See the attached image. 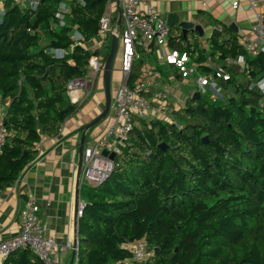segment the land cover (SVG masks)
Returning a JSON list of instances; mask_svg holds the SVG:
<instances>
[{"label":"trees","instance_id":"obj_1","mask_svg":"<svg viewBox=\"0 0 264 264\" xmlns=\"http://www.w3.org/2000/svg\"><path fill=\"white\" fill-rule=\"evenodd\" d=\"M109 2L0 0L7 130L0 194L39 158L43 139L58 136L82 109L69 83L85 79L91 58L100 55L85 46L100 35ZM239 36L223 25L203 43L198 31L170 28L169 47L188 54L199 73L211 74L207 61L227 69V80L214 79L224 97L198 88L167 117L134 118L109 178L81 186L77 264H264V50L248 55ZM145 64L171 82L155 51L137 48L130 85ZM140 240L153 252L142 262L127 247ZM3 264L43 262L22 249Z\"/></svg>","mask_w":264,"mask_h":264},{"label":"built area","instance_id":"obj_2","mask_svg":"<svg viewBox=\"0 0 264 264\" xmlns=\"http://www.w3.org/2000/svg\"><path fill=\"white\" fill-rule=\"evenodd\" d=\"M239 4V1H235L233 7L238 9ZM247 10L255 15V22L248 32L239 36V41L248 55L255 56L264 50V0H247ZM100 36L118 38L117 55L122 80L114 97L115 116L107 129L106 138L96 145L84 147L81 186L88 184L97 187L109 178L115 167L110 155L117 154L126 142L135 117L149 120L154 118L153 114L155 117L168 115L169 84L162 81L161 72L154 66L145 64L140 70L141 78L133 85L129 84L137 48H142L148 53L155 51L160 65L174 68L183 80L194 77L197 87L200 90L207 88L214 99L222 97L214 79L229 78L226 68L210 61H207L206 65L212 69L211 74L208 76L199 73L197 64L188 54L169 47L170 26L155 7L153 0H124L119 16L107 14L101 19ZM242 61L240 59L237 63L241 64ZM105 62L103 55L93 56L89 65L90 77L71 81L69 92L87 90L90 93L97 78L103 74ZM6 137L4 113H1L0 153ZM105 151L108 155H104ZM84 209L85 203L80 202L76 213L78 220L82 217ZM19 219L21 234L0 242V257L5 259L14 251L29 249L43 264H61V253L66 247L59 245L53 238L45 237L46 225L40 217L38 203L34 200L28 201L19 212ZM76 229L78 230V225ZM127 247L135 261H145L153 254L145 240L129 244ZM73 248L76 252L73 264H77L79 247Z\"/></svg>","mask_w":264,"mask_h":264},{"label":"crops","instance_id":"obj_3","mask_svg":"<svg viewBox=\"0 0 264 264\" xmlns=\"http://www.w3.org/2000/svg\"><path fill=\"white\" fill-rule=\"evenodd\" d=\"M123 1L110 0L107 14L119 16ZM235 1L240 3L238 9L233 7ZM153 2L167 22L171 18L176 23L174 25L176 28L183 22L201 26L203 43H206L214 31L221 33L223 25L241 35L248 32L255 22V15L247 10V0H153ZM110 44H106L105 38L99 35L85 47L91 51L100 49V54L106 57ZM160 66L171 77V82L168 83L170 102L167 108V113L170 114L173 110L182 108L185 102L184 95L174 92L171 86L175 81L185 80H178L172 73L173 68L163 64ZM117 70L121 74L120 67ZM88 77L89 74L86 78ZM119 87L120 85H117L116 89L112 88L113 100L109 116L87 131L85 146L96 145L106 138L107 129L114 121V97ZM93 88L96 90L95 93ZM93 88L90 93L87 90L69 93L73 103L83 104L80 112L64 123L58 136L43 139L38 146L39 158L22 172L13 187L1 192L0 242L21 234L19 212L28 201L34 200L40 206V217L46 225L45 237L53 238L59 245L66 247L61 253V264H71L73 247H79V240L75 243L78 236L75 225L77 208L80 202H84L80 197L78 205L76 203L79 149L85 126L100 115L106 105L102 75L97 78ZM4 112L5 107L0 105V113ZM153 116L155 117L154 114ZM3 263L4 258L0 257V264Z\"/></svg>","mask_w":264,"mask_h":264},{"label":"water","instance_id":"obj_4","mask_svg":"<svg viewBox=\"0 0 264 264\" xmlns=\"http://www.w3.org/2000/svg\"><path fill=\"white\" fill-rule=\"evenodd\" d=\"M168 24H169L170 28H172L176 23L173 22L171 18H169ZM180 26L183 28L184 34H186L189 30L194 28L193 30L198 31L200 36L203 35V29L201 28V26H193L192 23H188V22H183L180 24ZM232 28H233V26H232ZM215 33H217V32L214 31L213 34H215ZM217 34H220V33H217ZM118 46H119L118 38L113 36L111 39L108 57H107V60L105 62V66H104L103 74H102L104 90H105V97H106L105 108L100 115H98L92 122H90L89 124H87L85 126L83 134H82L81 144H80V149H79V165H78L77 185H76V203H77V205H78V203L80 201V197H81L80 190H81V175H82V168H83V151H84V147H85L87 131H89L91 128L95 127L96 125H98L102 121H104L109 116L111 108H112V100H113V98H112V75H113V72L115 71L114 64H115V60L117 57ZM196 96H199L198 93L196 94ZM204 141L207 142V139L205 138ZM160 147L163 149L166 148L165 144H161ZM104 155H108L107 151L104 152ZM115 155H116L115 153H112L110 155L112 160L115 159ZM78 223H79V220L76 219V222H75L76 227H77ZM76 231H77V229H76ZM75 243H78V236L76 238ZM75 256H76V252L74 251L71 264L74 263Z\"/></svg>","mask_w":264,"mask_h":264},{"label":"rangeland","instance_id":"obj_5","mask_svg":"<svg viewBox=\"0 0 264 264\" xmlns=\"http://www.w3.org/2000/svg\"><path fill=\"white\" fill-rule=\"evenodd\" d=\"M114 67H115V71L113 72V76H112V88H113V90L116 89L117 85L121 84V80H122L121 74L117 70L120 67L118 55L116 57ZM171 89H173L174 92L182 93L186 97V96L190 95V93L197 91L198 87H197V84L194 80V77H192V78L185 80V81H175L172 84ZM218 91H219V89H218ZM95 92H96V90H95V88H93V93H95ZM232 93L233 92L230 90V91H228L227 94L230 95ZM113 97H114V93H113ZM223 97H224V94L222 95L221 98H223Z\"/></svg>","mask_w":264,"mask_h":264}]
</instances>
